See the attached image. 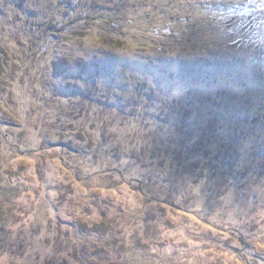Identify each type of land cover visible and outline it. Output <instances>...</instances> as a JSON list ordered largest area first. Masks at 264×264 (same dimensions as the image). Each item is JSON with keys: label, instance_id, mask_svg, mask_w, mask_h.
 Wrapping results in <instances>:
<instances>
[{"label": "rangeland", "instance_id": "1", "mask_svg": "<svg viewBox=\"0 0 264 264\" xmlns=\"http://www.w3.org/2000/svg\"><path fill=\"white\" fill-rule=\"evenodd\" d=\"M0 264H264V0H0Z\"/></svg>", "mask_w": 264, "mask_h": 264}, {"label": "trees", "instance_id": "2", "mask_svg": "<svg viewBox=\"0 0 264 264\" xmlns=\"http://www.w3.org/2000/svg\"><path fill=\"white\" fill-rule=\"evenodd\" d=\"M72 9H74V6L72 7ZM84 20H86L85 17H84ZM112 23L115 24V22H112ZM168 144H171V143L168 142ZM167 149H169V148L167 147ZM176 149H177V152H181V147L176 146L175 150H176ZM207 151H208V150H204V149L202 150L203 154H205V155L207 154ZM167 153H168V152H167ZM143 197H146L145 194L143 195Z\"/></svg>", "mask_w": 264, "mask_h": 264}, {"label": "snow or ice", "instance_id": "3", "mask_svg": "<svg viewBox=\"0 0 264 264\" xmlns=\"http://www.w3.org/2000/svg\"><path fill=\"white\" fill-rule=\"evenodd\" d=\"M236 7H239V5L237 4Z\"/></svg>", "mask_w": 264, "mask_h": 264}]
</instances>
